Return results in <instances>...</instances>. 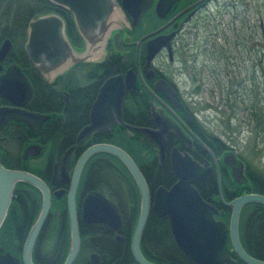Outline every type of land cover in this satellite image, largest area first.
<instances>
[{"label":"flooded vegetation","instance_id":"af4514ba","mask_svg":"<svg viewBox=\"0 0 264 264\" xmlns=\"http://www.w3.org/2000/svg\"><path fill=\"white\" fill-rule=\"evenodd\" d=\"M113 2L117 4V7L116 9L112 7L107 20L106 37L102 42L94 43L103 52V56L99 59L76 63L53 82L47 83L27 56L29 68L36 70L44 84L60 92L59 95H61L63 103L61 108L53 106L52 99H49L46 102L47 110L43 112L31 111L27 108L33 98V88L24 69L13 62L12 57L8 58L12 41L7 37L6 31L9 29L6 24L7 3L6 0L4 2L0 0V48L6 39L10 41L9 50L0 60V75H3L9 66H17L32 89V96L22 109L49 116L37 131H32L27 125L13 120L0 122L2 165L6 169L26 171L43 184L41 189L27 181L15 183L6 216L0 227V264H25L23 261L25 241L33 224L43 211L44 194H48L49 202L44 220L32 245V264L65 263L72 247L71 196L74 199L78 245L75 257L70 264H139L131 250L132 233L140 211V192L136 181L125 164L113 154L102 151L92 153V148L98 145L117 146L116 143L120 137L124 141L127 140L128 144L137 142L144 147L141 159L135 161L129 153L117 146L129 155L145 181L149 200L146 221L151 214L167 220L172 241L186 259V263L181 264L195 263L177 246L168 218L152 211L158 188L168 190L177 181L171 168L174 149L178 154L187 155L194 162L210 169L207 177L197 180L193 186L203 201L216 209L213 214L215 220L229 226L232 207L227 203L240 195L255 193L251 189L244 193L238 191L237 185H243L244 182L235 181L231 169L223 162L225 154L215 155L213 139L202 126L186 98L193 97L194 93L199 91L198 83L189 86L190 83L199 79L200 72L203 71L199 67L227 64L231 59L230 49L235 43L232 40L233 34L237 40L235 46L243 44L242 30L248 29L249 23H247L246 15L249 11L258 15L260 11L258 0H113ZM51 4L52 9L47 13L61 18L71 45L75 49L87 47V42L78 31L73 13L66 8ZM35 17L27 21L26 31L30 20ZM256 27L261 32L264 31L261 20ZM26 37L27 33L25 41ZM156 38L160 42V48L148 60V50ZM115 77L123 82L121 123L110 124L107 130H97L88 136L83 134L77 142L78 134L91 123V107L97 99L101 86ZM65 83L85 89L91 88V91H84L86 97L87 92H92L91 99L81 97L80 103H82L79 107L77 98L68 91L69 87ZM174 96L179 99L177 104L173 100ZM145 100L147 103L145 114L131 109L134 108L132 103L137 101L144 103ZM9 107L16 106L0 97V108ZM80 110L86 113V118L82 114L83 123L78 126L77 111ZM153 113L159 120L169 122L173 126L164 133L166 147L162 161L158 150L143 136L124 127L127 125L153 131L159 130L160 126L153 119ZM174 128L180 133L182 139L176 135ZM62 141L68 145L60 149L59 145ZM34 145L41 147L40 153L24 159L25 149ZM67 151L69 156L63 162ZM117 160L127 170L137 189L135 212L136 199L133 194L131 195L129 186L114 185V182H120L116 172H113L118 167V164L114 162ZM166 170L169 172V177L173 179L171 184L163 185L158 182L154 187L148 185L144 173L154 185L156 181L164 177ZM223 178L227 182L223 183ZM101 181L111 186L113 192L119 193L122 207H127L129 210L128 220L124 218L119 206L113 200L99 188H94ZM210 181L216 182V189L214 188L212 192L210 186H207ZM91 192L103 195L118 208L121 216L119 229L114 231L102 223L84 220L82 204L84 198ZM248 204L243 205L239 213L237 227L239 242L246 254L264 263V260L250 255L245 246V244L248 246L249 238L264 240V235H249L245 239L240 235L241 214ZM226 213H229L227 221ZM132 222L134 223L131 232L125 233L124 230L129 232L130 228L123 229L124 225H130ZM223 251L237 264H247L234 250L229 235ZM141 254L151 263L163 264V262L147 259L142 251ZM258 254L264 257V250H260ZM8 255H10L9 260L6 259Z\"/></svg>","mask_w":264,"mask_h":264},{"label":"water","instance_id":"95a60500","mask_svg":"<svg viewBox=\"0 0 264 264\" xmlns=\"http://www.w3.org/2000/svg\"><path fill=\"white\" fill-rule=\"evenodd\" d=\"M55 5L70 10L78 26V31L87 42V47L75 49L66 34L64 23L60 17L43 13L31 19L27 27L25 52L29 60L40 71L47 83L53 82L61 76L69 67L79 62H90L103 56L101 49L94 43L102 42L107 33V20L112 9L117 4L113 0H47ZM113 7V8H112ZM10 41L6 39L0 48V60L9 50ZM158 38L153 40L148 50V60L159 50ZM123 94V82L115 77L107 80L100 88L97 99L90 111V125L84 128L77 136V142L83 134L90 135L97 130H107L110 124L121 123V99ZM32 89L25 75L17 66L11 65L3 75H0V97L5 98L16 107L0 108V122L13 120L23 123L32 131H37L43 121L49 118L39 113L22 109L29 102ZM175 104L179 99L173 97ZM153 119L160 126L159 130L153 131L142 127L124 125L141 136L158 150L161 161L166 147L164 133L173 128L169 122L158 119L153 113ZM175 129V128H174ZM176 135L180 133L175 129ZM41 147L28 146L23 158L39 154ZM107 152L119 158L134 177L140 192V211L133 229L131 238V250L139 264H154L147 261L141 254L139 240L143 231L149 210L148 192L145 181L129 155L121 148L114 145H98L92 148L93 152ZM69 156L65 153L63 162ZM2 158V157H1ZM223 162L228 166L237 183L244 182V163L237 160L233 151L223 157ZM171 168L177 181L168 189L158 188L155 193L152 211L159 216H166L169 220L173 238L184 254L195 264H237L224 253L223 248L229 235L234 250L247 264H264L246 254L241 247L238 238V218L243 205L257 203L264 206V195L258 193H246L227 203L232 207L230 223L215 220L216 212L207 204L193 184L202 178H206L210 172L204 167L191 160L189 156L178 154L175 149L172 152ZM17 181H27L43 189V184L36 177L22 170L6 169L0 160V227L6 216L11 200L12 191ZM49 202L48 194H44L43 211L33 224L25 241L23 261L32 264L31 249L44 220L45 211ZM72 224H71V250L64 264H70L75 257L78 245L77 226L74 217V199H70ZM83 218L89 222L102 223L114 231L121 226V216L118 208L103 195L91 192L84 198L82 204ZM10 255L6 256L9 260Z\"/></svg>","mask_w":264,"mask_h":264},{"label":"trees","instance_id":"16d2710c","mask_svg":"<svg viewBox=\"0 0 264 264\" xmlns=\"http://www.w3.org/2000/svg\"><path fill=\"white\" fill-rule=\"evenodd\" d=\"M5 0H1V2H4ZM7 7H6V24L9 29H6L7 31V37L10 38L12 41V48L10 51V55L8 58L12 57V61L19 64V66L24 69L28 79L30 80L31 86L33 88V98L32 101L28 104L27 108L31 111H46V102L50 99H52V105L55 107L61 108L63 106V103L61 101V95L60 92H57L50 86H47L44 84L43 79L40 77L39 73L29 68V60L27 58V55L25 54L23 45L25 41V35H26V29L25 26L27 24V21L32 18L33 16H37L39 14L47 13L51 11L52 4L49 3L47 0H6ZM242 48H244V43L241 45ZM256 52H258V49H256ZM260 60H258V67L255 62L252 64V70L250 72L249 81L250 84L257 83V88H251L250 92L254 93L255 95H260L261 92L259 91V85L261 84L264 89V59L256 57ZM215 68H213L211 73H214ZM216 73V72H215ZM214 73V74H215ZM232 78V77H231ZM216 80V79H215ZM231 82L225 83L224 85H221L220 83L217 84V86L220 88V96L225 99V104L230 108L237 105L236 96H242L243 93H246V86H242L240 88L238 79H230ZM233 83H236V87L233 88ZM69 87L70 92H72L73 97H76L78 100V106L80 107V98L85 97V99H91L92 92H87V97L84 94V91H91V88L85 89L82 87H76L67 85ZM238 87V88H237ZM240 89V90H238ZM248 89V90H249ZM81 92H83L81 94ZM49 94L51 96L49 97ZM264 98V97H263ZM240 100V97H239ZM259 99L256 98V102L258 104ZM134 108H131L135 112L140 111L141 114L146 113L147 109V103L137 101L135 103H132ZM66 107H70V105H66ZM65 107V108H66ZM240 107V106H239ZM246 112L250 115V118L255 120V126L263 129L264 131V99L263 104L261 106L256 105L253 103V100L248 103V106L245 107ZM78 113V126L82 125V114L86 118V113L81 111H77ZM210 137L213 139L212 142L215 145L213 147V151L216 156H222L225 154V152L228 150L226 144L219 139V137L216 135L209 134ZM131 140V139H128ZM65 141H62L59 145L60 149H63L68 144L64 143ZM117 146L124 149L127 153H129L135 161H139L141 159V153L144 147H141L139 143L135 144H128L127 140L124 141L122 137H120L117 140ZM141 147V148H139ZM118 164V167H116L113 172H116L117 176L119 177L120 182L115 183L118 184L119 187L121 186H129V190L131 195H134V198L136 199V208L134 212L137 209V189L135 187V184L129 177V174L127 170L121 165V163H118L117 160L114 161ZM148 185L151 187H154L157 185V183H161L163 185H169L172 183L173 179L169 177V172L166 170L165 175L162 179H159L156 181L153 185V181L149 180L146 176V173H144ZM245 181L249 182V186L251 191L263 194L264 195V175L261 173H255L252 170L245 168L244 172ZM103 180V179H102ZM223 183L227 182L222 179ZM121 182H123L121 184ZM110 185H113V183H109ZM207 186H210L211 192L215 188L216 189V182L210 181L209 184L207 183ZM117 187V186H116ZM94 188H99L101 191H103L111 200H113L120 208V210L123 213V216L126 220H128L130 213L127 207H122L119 199V193L113 192L111 189V186L105 184V183H97ZM215 191V190H214ZM133 192V193H132ZM132 195V196H133ZM229 217V213H226L225 220L227 221ZM133 219H135L133 217ZM133 223L130 225H124L123 229H129V232L125 231V233H130L131 229L133 227ZM240 235L243 239H245L249 235H264V206L261 204L253 203L248 204L244 208L241 214V227H240ZM263 241V242H262ZM248 246H246V251L261 260H264L263 256H260L258 253L260 250H264V245L261 246V244H264V240L256 239L254 237L248 239ZM140 247L142 253L145 255V257L151 261L155 262H163V264H178V263H186L185 257H183L182 253H179V251L176 249L169 230L168 222L165 218H158L154 215H149L144 230L141 235L140 240ZM184 258V259H183Z\"/></svg>","mask_w":264,"mask_h":264},{"label":"rangeland","instance_id":"374dc122","mask_svg":"<svg viewBox=\"0 0 264 264\" xmlns=\"http://www.w3.org/2000/svg\"><path fill=\"white\" fill-rule=\"evenodd\" d=\"M258 4L260 11L257 16L252 11H249L246 15L247 23H249L247 25L248 29L242 30L244 48L240 45L235 46L237 40H235L233 34L232 40L235 43H233V48L230 49L229 53L231 59L227 64H211L207 67H199L200 70H203L200 72L199 79L189 84L191 86L198 83L199 91L194 93L193 97L186 99L196 112L205 130L211 135H217L226 144L228 150L225 154L233 151L237 160L243 161L244 168L264 175V131L255 126V120L250 118L245 108L252 100L256 105L261 106L264 99L262 85H259L261 94H256L254 97L253 94L256 92L251 93L250 89L257 88L258 84L255 82L250 84L249 81L253 62L257 64V67L259 64L258 60L260 59L256 57L264 59V31L261 32L256 27L260 20L264 25V0H258ZM256 49H258V52H256ZM213 68H215V74L210 71ZM230 79H238L240 88L246 86L247 89L246 93L239 96L240 100L236 96L237 105L235 108H229L225 104V99L220 96V88L217 86L218 83L224 85L229 81L231 82ZM232 87L235 88L236 83H233ZM256 98L259 99L258 104ZM237 186L238 191L242 193L250 189L248 181H244L243 185Z\"/></svg>","mask_w":264,"mask_h":264}]
</instances>
